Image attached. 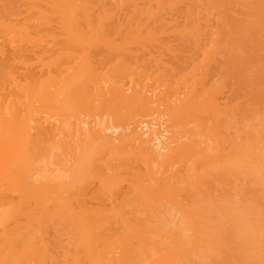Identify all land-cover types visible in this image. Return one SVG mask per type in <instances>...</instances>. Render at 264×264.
Here are the masks:
<instances>
[{
  "label": "bare ground",
  "instance_id": "bare-ground-1",
  "mask_svg": "<svg viewBox=\"0 0 264 264\" xmlns=\"http://www.w3.org/2000/svg\"><path fill=\"white\" fill-rule=\"evenodd\" d=\"M193 77L226 85L198 94ZM0 90L16 95L10 112L0 99V181L16 196L2 204L0 264H264V0H0ZM151 120L157 132H139ZM51 157L59 178L39 174ZM48 226L59 260L31 234Z\"/></svg>",
  "mask_w": 264,
  "mask_h": 264
},
{
  "label": "rangeland",
  "instance_id": "rangeland-1",
  "mask_svg": "<svg viewBox=\"0 0 264 264\" xmlns=\"http://www.w3.org/2000/svg\"><path fill=\"white\" fill-rule=\"evenodd\" d=\"M89 47H90V46H89ZM89 47H87V49H88ZM92 47H93V46H91V48H92ZM94 47H95V46H94ZM6 48H8V47H6ZM72 48H73V50H74V48H76V47H72ZM72 48H71V49H72ZM97 48H98V47H97ZM97 48H94V49H97ZM68 49H70V48H68ZM85 49H86V48H85ZM92 49H93V48H92ZM94 49H93V50H94ZM9 50H10V49H9ZM64 50H65V49H64ZM66 50H67V49H66ZM73 50H67V51H68V52H69V51H72V53L74 54V51H73ZM77 50H78V48H77ZM88 50H90V49H88ZM93 50H92L91 52H94V51H95V50H94V51H93ZM98 50H100V48H99ZM85 51H86V50H85ZM102 51H104V49H103ZM102 51H101V53H102ZM27 52H30V49H29ZM68 52H67V53H68ZM82 52H83V51H82ZM87 52H88V51H87ZM89 52H90V51H89ZM95 52H96V51H95ZM106 52H107V51H106ZM72 53L70 52L69 54H72ZM99 53H100V51H99ZM103 53H104L105 55H107L105 52H103ZM103 53H102V54H103ZM29 54H30V53H29ZM31 54H32V53H31ZM75 54L80 55L81 53L78 54V52L76 53V51H75ZM75 54H74V55H75ZM82 54H83V53H82ZM84 54H85V53H84ZM86 54H88V53H86ZM93 54H95V53H93ZM96 54H98V53H96ZM31 56H32V55H31ZM85 56H86V55H85ZM87 56H90V54L87 55ZM93 56H94V55H92V58H93ZM98 56H99V57H98ZM98 56H97V57H98V59H99L101 55H98ZM69 57H72L71 60H76V59H77V58L74 59L75 56H74V58H73L72 55L69 56ZM86 58H87V57H86ZM89 58H90V57H89ZM94 58H95V56H94ZM67 59H70V58L67 57ZM67 59H66V60H67ZM78 59L80 60V58H78ZM87 59H88V58H87ZM96 59H97V58H95V59H93V60H96ZM102 60H103V59H102ZM108 60H109V59H108ZM31 61H32V60H31ZM96 61H97V60H96ZM98 61H99V60H98ZM98 61L96 62V64H98ZM106 61H107V60H106ZM32 62H33V61H32ZM68 62H71V64H69L70 66L73 65V64H72L73 61H68ZM76 62H77V61H76ZM100 62H101V65H102V63H103L104 61H103V62L100 61ZM107 62H109V61H107ZM107 62H105V64H107ZM16 64L18 65V63H16ZM74 64H75V61H74ZM96 64H95V65H96ZM99 64H100V63H99ZM105 64H103V65H105ZM17 65H16V66H17ZM20 65H21V64H20ZM32 65L35 66V62H34ZM36 65H37V64H36ZM69 65H68V63H67V66H69ZM92 65H93V64H92ZM107 65H108V64H107ZM107 65H106V66H107ZM16 66H15V67H16ZM18 66H19V65H18ZM37 66H38V65H37ZM39 66H40V65H39ZM39 66H38V67H39ZM96 66H98V65H96ZM99 66H100V65H99ZM99 66H98V67H99ZM213 66H215V65H213ZM13 67H14V64H13ZM15 67H14V70H13V71H15V69H16ZM19 67H21V66H19ZM22 67H23V64H22ZM22 67H21V68H18V69L21 70ZM24 67H26V66L24 65ZM31 67H33V66H31ZM94 67H95V66H94ZM101 67H103V69H101V70H103V71H105V70L107 69V67H106V69L104 68V66H101ZM101 67H99V68H101ZM29 68H30V66H28V68H25V69H23V70H25V72H26V71H28ZM34 68H35V67H34ZM40 68H41V67H40ZM40 68L37 69V71H38L37 73L35 72L37 75H38L39 73H40L39 75H41V72H40L41 70H40ZM52 68L55 69L54 67H52ZM52 68H51V69H52ZM18 69H16V71H17ZM35 69H36V68H35ZM49 69H50V68H49ZM104 69H105V70H104ZM32 70H33V69H32ZM39 70H40V71H39ZM45 70L47 71L46 68H45ZM30 71H31V70H30ZM30 71H29V73H27V74H26L24 71H23L24 73H23V72H20V75H18V76L16 75V74H18V71H17L16 74L14 73L15 75H14L13 73H12V74H13L14 76H17L18 78H20L19 81H24V77H23V80H21L22 77H19V76H24L25 74L28 76V74H31ZM33 71H34V70H33ZM35 71H36V70H35ZM49 71H50V70H49ZM51 71H52V70H51ZM210 71H212V70H210ZM43 72H44V71H43ZM54 72H55V71H54ZM21 73L24 74V75H22ZM35 73H34V74H35ZM36 74H35V75H36ZM32 75H33V74H32ZM35 75H34L35 78L38 77V76H35ZM17 77H16V78H17ZM5 78H6V77H4V80H5ZM8 78H9V77H8ZM35 78H34V80H36ZM42 78H44V77H42ZM48 78H49V77H48ZM84 78H85V77H84ZM86 78H87V77H86ZM96 78H98V77H96ZM99 78H100V77H99ZM102 78H103V77H102ZM102 78L100 79L101 81H102L103 79H105V77H104L103 79H102ZM110 78H111V77H110ZM129 78H130V77H129ZM129 78H128V80H127V79L125 80V81H128V82H126V83H131L130 80H132V79H131L132 77L130 78V80H129ZM154 78H156V77H154ZM160 78H161V77H160ZM167 78H169L170 81H168ZM185 78H186V79H188V78H189V79H192L191 77H166V78H162V79H163L162 81H164V79H166L165 81L170 82V85L174 84V86H173V85H172V86L175 88V87H177V84H176V83H179L178 80H179V79H183V80H184ZM194 78H196L197 80H199V82H194V81H193V85H192V87L194 86V88H196V91H197L198 94H199V93H200V94L203 93L204 90H206V89H207V90L210 89V87H211L212 85H215V86L220 87V86L218 85V82H219V84H221V81H222V77H193V79H194ZM6 79H7V78H6ZM44 79H45V78H44ZM87 79H88V78H87ZM87 79H86V80H87ZM92 79H93V78H92ZM106 79H107V81L110 80V79H108V77H106ZM112 79H113V78H112ZM112 79H111V80H112ZM151 79H153V77H151ZM158 79H159V78H158ZM186 79H185V80H186ZM189 79H188V82H189ZM37 80H38V78H37ZM40 80H42V79H39V81H40ZM90 80H91V79H90ZM95 80L97 81V80H99V79H95ZM100 80H99V81H100ZM133 80L135 81V79H133ZM146 80H149V81H147L148 83H149V82H152V80H150V79H148V78H146ZM146 80H144V81H146ZM153 80H157V79H153ZM185 80H184V81H185ZM194 80H195V79H194ZM197 80H196V81H197ZM200 80H201V81H200ZM218 80H219V81H218ZM223 80L226 81V77H225ZM8 81H9V79H8ZM87 81H88V80H87ZM125 81H124V82H125ZM144 81H143V82H144ZM160 81H161V80L159 79L158 83H162V82H160ZM186 81H187V80H186ZM217 81H218V82H217ZM4 82L6 83L7 81H3V83H4ZM84 82H85V81H84ZM88 82L90 83V81H88ZM94 82H95V81H94ZM136 82H137V80L134 82V84H135ZM141 82H142V81H141ZM143 82H142V83H143ZM167 82H163V83L165 84V83H167ZM188 82H186V83L188 84ZM5 83H4V84H5ZM7 83H8V82H7ZM9 83H12V82H9ZM36 83H37V82H36ZM82 83H83V80H82ZM85 83H86V82H85ZM85 83H84V86H85ZM95 83H96V82H95ZM99 83H100V82H99ZM102 83H103V82H101V84H102ZM106 83H107V82H106ZM137 83H138V82H137ZM148 83H147V86L149 85ZM156 83H157L156 81H153V83H150V85L152 84V86L149 85V88H146V89H150V88L153 87V85L156 84ZM163 83H162V84H163ZM171 83H172V84H171ZM190 83H191V81H190ZM197 83H198V87L196 86ZM201 83H202V84H201ZM96 84H97V83H96ZM109 84H110L109 82H108V84H105V85H104V83H103V85H102V86L100 85L98 88L101 89L102 87L106 86V89H107V88H108L107 85L110 86ZM124 84H125V83H124ZM138 84H139V83H138ZM164 84H163L162 87H161L160 85H158V84H157L156 86H160V89H161V90H164V89H165V86H166V85H169L168 83H167L166 85H164ZM180 84H183L182 86H184L185 83H182L181 80H180ZM180 84H179L178 86H181ZM216 84H217V85H216ZM224 84L226 85V82L224 83V81H223V84H221V86L224 85ZM9 85H10V84H9ZM91 85H92V84H91ZM98 85H99V84H98ZM130 85L132 86V83H131ZM130 85H129V86H130ZM145 85H146V84H145ZM145 85H144V86H145ZM188 85L191 86V84H188ZM82 86H83V85H82ZM84 86H83V90H84ZM89 86H90V85H89ZM123 86H124V85H123ZM129 86L126 85V88H124V87H123V88H124V89H129V90H130V88H131V90H132V88H133V87L135 88V87L137 86V84H136V86H132V87L130 86V88H128ZM139 86H140V85H138V88H139ZM141 86H143V84H141ZM147 86H146V87H147ZM154 86H155V85H154ZM195 86H196V87H195ZM10 87H11V86H10ZM12 87H13V86H12ZM12 87H11V88H12ZM90 87H91L90 89H92V92L89 91V90H90L89 88H88L89 90L86 88V89L89 91V93H90V94H89V93H86V94H89V95L93 94V88H92V86H90ZM93 87H94V89H95L94 92H97V91L99 90V89L95 88L94 84H93ZM96 87H97V86H96ZM100 87H101V88H100ZM166 87H168V86H166ZM223 87H225V86H223ZM4 88H5V89H4ZM4 88H3V90L7 91L8 86H7V87H4ZM11 88H10V90H13V89H11ZM13 88H14V87H13ZM136 88H137V87H136ZM154 88H155V90L157 89L156 87H154ZM169 88H170V86H169ZM171 88H172V87H171ZM179 88H180V87H179ZM181 88H182V91L179 92L180 95H181V93H182L183 91L186 90L185 86H184V89H185V90H183V87H181ZM181 88H180V89H181ZM225 88H226V87H225ZM14 89H15V88H14ZM86 89H85V90H86ZM96 89H97V90H96ZM103 89H105V88H103ZM106 89L103 90V91H104V95H103V97H104V96H107L106 93H105V91H107L108 89H107V90H106ZM143 89H145V88L143 87ZM146 89H145V92L148 91V90H146ZM175 89H176V88H175ZM180 89H179V91H180ZM3 90H0V91H3ZM15 90H16V89H15ZM15 90H14V92H15ZM85 90H84V91H85ZM129 90H128V91H129ZM131 90H130L129 92H126V93L129 94V93L131 92ZM152 90H154V89H152ZM155 90H154V91H155ZM170 90H171V91H174V92L176 91V90H174L173 88L170 89ZM193 90H194V89H193ZM220 90H221V88H219V90H216V91H218V92L215 93V94H217V95L215 96V97H216V101H217V102L215 101V104L217 105V103H218L219 107L225 105V103H224L225 97H221V93H222V92L220 93ZM5 91H3V92H5ZM17 91H18V90H17ZM103 91H102V89H101L100 92H103ZM126 91H127V90H126ZM154 91H153V92H154ZM157 91H159V90H156L155 92L157 93ZM171 91L169 92V93H170V96H171ZM177 91H178V90H177ZM196 91H195V93H196ZM223 91H224V90H223ZM3 92H2V93H3ZM9 92H10V91H9ZM14 92H13V93H14ZM80 92H81V89H80ZM107 92H108V91H107ZM155 92H154V93H155ZM186 92H187V91H186ZM2 93L0 94V95H1V96H0V99H1V100H4V102L1 101V103H5V102L7 103V101H9L8 104H7V106L10 105V102H11V99H12V98H13V99H16V98H15V96H16L15 94H12V93H11L12 95H11V94L8 95V93H7V94H2ZM17 93H18V92H17ZM149 93H150V92H149ZM154 93H153L152 96H154ZM177 93H178V92L175 93V94H176V97L179 98V94L177 95ZM197 93H196V94H197ZM224 93H225V91H224ZM95 94H96V93H95ZM97 94H99V91H98ZM107 94H108V93H107ZM147 94H148V93H147ZM175 94L173 93L172 95L174 96ZM89 95H88V96H89ZM99 95H100V94H99ZM184 95H185V94H184ZM184 95H183V93H182V96H184ZM19 96H21L20 92H19ZM19 96H17V98H21V97H22V96H21V97H19ZM82 96H83V95H82ZM86 96H87V95H86ZM86 96H84V98H86ZM100 96H101V95H100ZM182 96H180V99H181ZM223 96H225V95L223 94ZM90 97H91V98H92V97H95V95L93 94V95L90 96ZM96 97H97V95H96ZM96 97H95V100H96ZM101 97H102V96H101ZM101 97H100V98H101ZM107 97H108V96H107ZM171 97H172V96H171ZM174 97H175V96H174ZM23 98H24V97H23ZM153 98H154V97H153ZM172 98H173V97H172ZM223 98H224V100H223ZM13 99H12V100H13ZM86 99H88V97H87ZM92 99H93V98H92ZM101 99H102V98H101ZM20 100H22V98H21ZM24 100H25V98H24ZM98 100H100L99 97H98ZM98 100H96V101H98ZM171 100H172V99H170V101H171ZM96 101H95V102H96ZM174 101H175V102H174ZM177 101H179V100L177 99ZM177 101H176V99H173V101L170 102V103L172 104V103L174 102L173 104H175ZM13 102H14V100H13L11 103L13 104ZM15 102H16V100H15ZM90 102L92 103V102H94V100H92V101H90ZM95 102H94V105H95ZM223 103H224V105H223ZM16 104H17V102H16ZM16 104H15V105H16ZM19 104H20V103H19ZM19 104H17V105H19ZM92 104H93V103H92ZM98 104H99V103H98ZM17 105H16V106H17ZM20 105H21V104H20ZM96 105H97V104H96ZM218 105H217V106H218ZM2 106H3V105H2ZM4 106H5V105H4ZM5 107H6V106H5ZM11 107H14V105L11 106ZM11 107L8 106V108H6V109H8V111H9V108L11 109ZM20 107H23V106H19V109H20ZM94 107H95V106H94ZM3 108H4V107H3ZM17 108H18V107H17ZM223 108H224V107H223ZM223 108H221V109H223ZM6 109L4 108V110H6ZM221 109H218L220 113H221V112H225V110H224L225 108L223 109L224 111L221 110ZM216 110H217V109H216ZM11 111H12V110H11ZM9 112H10V111H9ZM12 113H13V112H12ZM15 113H16V112H15ZM204 113H205V112H204ZM217 113H218V112H217ZM220 113H218L217 116H214L213 114H212V115H211V114L209 115V114L205 113V114H203V115H205V116H203V117L206 118L205 120H206L207 122H209V125H210V123H213L214 125H216V126H217V127L223 132V131H226V129L222 130V127L225 126V123H223V120H224L225 118L223 119V117H222V115H221ZM5 114H6V112H5ZM83 114H84V113H83ZM219 114H220V115H219ZM6 115L8 116V114H6ZM11 115H12V114H11ZM85 115H86V114H85ZM90 115H91V114H90ZM9 116H10V115H9ZM86 116H87V115H86ZM93 116H94V115H92V117H93ZM223 116H224V113H223ZM92 117H91V118H92ZM95 117H96V118H95ZM224 117H225V116H224ZM53 118H54V117H52V121H53ZM55 118H57V117H55ZM80 118L83 120V122H85V121H84V118L86 119V117H84V116L82 115ZM97 118H98V116H94V119H97ZM105 118H106V117H105ZM161 118H162V117H161ZM161 118H159V120H158L160 124L164 121V119L161 120ZM164 118H165V117H164ZM62 119H64V118H62ZM81 119H80V120H81ZM87 119H89V118L87 117ZM98 119H99V118H98ZM98 119H97V120H98ZM203 119H204V118H203ZM56 120H57V119H56ZM92 120H93V118L91 119V121H92ZM50 121H51V120H50ZM86 121H87V120H86ZM98 121H99V120H98ZM151 121H152V122H151V123H152L151 126L153 127V125H155V123H154L153 120H151ZM160 121H161V122H160ZM56 122H58V121H54L53 123L56 124ZM204 122H205V121H204ZM207 122H206V123H207ZM224 122H225V121H224ZM89 123H90V122H89ZM92 123H93V121H92ZM92 123H91V124H92ZM95 123H96V122H95ZM138 123H139V122H138ZM153 123H154V124H153ZM157 123H158V122H157ZM157 123H156V124H157ZM164 123L166 124V122H164ZM188 123H189V122H188ZM57 124H58V123H57ZM81 124H82V121H81ZM87 124H88V121H87ZM91 124H90V125H91ZM93 124H94V123H93ZM147 124H148V123H147ZM165 124H162L161 126L158 125V126H160L159 129L162 130V128H163L162 126L165 125ZM194 124H195V123H194ZM194 124H190V125H191V128H192V127L197 128V127L195 126L196 124H195V125H194ZM213 124H212V125H213ZM223 124H224V126H223ZM83 125H86V124L84 123ZM139 125H141V126H139ZM149 125H150V123H149ZM188 125H189V124H188ZM188 125H186V127H187ZM192 125H194V126H192ZM209 125H208V126H209ZM88 126H89V124H88ZM138 126H139V127H138ZM138 126H137V127H138L137 129L139 130V132H142V133H147V132H148V134H149V132H151V131H148V130H152V133H153L154 131L158 130V129H157V128H158L157 125H155L156 127H153V128H152V127L147 126V125L145 126V124H142V122H141V124H138ZM86 127H87V125H86ZM102 127H103V125H102ZM179 127H180V126H179ZM179 127H178V128H179ZM198 127H199V126H198ZM84 128H85V126H84ZM147 128H149V129H147ZM154 128H155L156 130H155ZM195 128H194V129H195ZM224 128H225V127H224ZM180 129H181V127H180ZM187 129H188V128H187ZM198 129H200V128H198ZM198 129H197V130H198ZM201 129H202V128H201ZM108 130H109V131H108ZM145 130H146V131H145ZM178 130H179V129H178ZM182 130H183V128H182ZM195 130H196V129H195ZM197 130H196V131H197ZM144 131H145V132H144ZM179 131H180V130H179ZM193 131H194V130H193ZM106 132H107V133H111V134H112V132H113L112 137H113V135L115 134V133H114V132H115L114 129L112 130L111 127H110V129H107ZM156 132H157V131H156ZM156 132H155V133H156ZM158 132H159V131H158ZM177 132H178V131H177ZM182 132H184V131H182ZM197 132H199V131H197ZM199 133H200V132H199ZM223 133H224V132H223ZM111 134H110V135H111ZM153 134H154V133H153ZM166 134H168V133H165V136H166ZM107 135H108V134H107ZM115 135H117V131H116V134H115ZM115 135H114V136H115ZM157 135H158V134H157ZM159 135H160V134H159ZM186 135H187V134H186ZM223 135H224V137H225V134H223ZM179 136H180V135H179ZM189 136H192V135H189ZM195 136H196V135H195ZM195 136L192 137L191 140H192V139H193L194 141L197 140V139H196L197 137H195ZM221 136H222V135H221ZM115 137H116V136H115ZM154 137H156V134L154 135ZM166 137H167V139H168V141H169V137H168V136H166ZM199 137H200V136H199ZM164 138H165V137H163L162 139H164ZM220 138H221V137H219V141H221ZM222 138H223V136H222ZM187 140H189V137H188ZM199 140H200V139H199ZM199 140H197L198 143H199ZM162 141H165V139H164V140H161L160 142H162ZM166 141H167V140H166ZM166 141H165V142H166ZM163 143H164V142H163ZM174 143L176 144V142H174ZM195 143H196V142H195ZM195 143H194V144H195ZM198 143H196V144H198ZM221 143H222V141H221ZM221 143H218V144H221ZM172 144H173V143H172ZM200 144H201V145H199V146H202V143H201V142H200ZM203 144H204V143H203ZM209 144H210V140H209ZM209 144H208V145H209ZM160 145H161V146H162V145H165V143H164V144H161V143H160ZM208 145H207V146H208ZM210 145H211V144H210ZM170 146H172V145L170 144ZM173 146H174V144H173ZM196 147H197V146H196ZM221 147H222V146H221ZM197 148H198V147H197ZM200 148H201V147H200ZM205 150H206V149H205ZM208 150H209V149H208ZM218 151L220 152V148H218ZM164 154H165V153H164ZM48 159H49V160L46 161V162H41V163H42L41 165H43V167H42V169H41V171H40L39 174H40V175H45V176L48 177V178H53V177L59 178V176L63 173V170H62L63 167H62V165L59 164L58 161H57V159L54 158V157H51V158H48ZM39 164H40V162H39ZM175 166H176V165H175ZM178 166H179V164H178ZM184 167H185V166H183V169H184ZM172 169L175 170L174 167H173ZM176 169H178V168L176 167ZM178 170H179V169H178ZM182 171H183V170H182ZM179 172H180V171H179ZM209 175H210V174H209ZM209 175H208V176H209ZM215 175H216V174H215ZM208 176H207V177H208ZM207 177H206V178H207ZM211 177H212V175H211L210 178H208V179H212ZM214 177H215V176H213V178H214ZM216 178H218V181H215V180H217V179H215V178H214L213 180H209V181H210V185L213 183L212 185L215 186L214 184H215L216 182H217V183H220V182H219V178H220L219 173L217 174V177H216ZM183 179H184L183 177L179 176V178H177L176 181H178V180H179V181H180V180L182 181ZM187 179H188V178H187ZM190 179H191V178H190ZM208 179H206V180H208ZM221 179H222V178H221ZM89 180H92V181H93V179H89ZM94 180H95V179H94ZM184 180H185L184 182H186V179H184ZM191 180H192V179H191ZM193 180H194V179H193ZM204 180H205V179H204ZM55 181H57V180H55ZM92 181H91V182H90V181H87V182H90V183H87V182H86V184H88V185H87L85 188L88 187V188L94 190L95 186H96V187L98 186L95 182H92ZM179 181H178V182H179ZM188 181H189V180H188ZM200 181H203V180H200ZM211 181H213V182H211ZM96 182H97V181H96ZM178 182H176L175 185H178V184H179ZM193 182H194V181H193ZM193 182L191 181V182H189V183H193ZM206 182H208V181H206ZM222 182H223V181H222ZM222 182H221V183H222ZM97 183H98V182H97ZM181 183H182V182H181ZM203 183H204V182H203ZM186 184H187V182H186ZM179 185H180V184H179ZM182 185H183V183H182ZM184 185H185V184H184ZM184 185H183V186H184ZM218 185H219V184H218ZM199 186H200V189L203 188V187H201L202 184L199 185ZM207 186L209 187L208 183H207ZM216 186H217V184H216ZM221 186H224V185L222 184ZM190 187H191V186H190ZM190 187H189V188H190ZM7 188H8V183H7L6 181H0V214L4 212V206H5L6 203H5V204H3V203H4V202H8V203H9V200H8V199H10L9 197H12V196H13L12 194H15V192H14V193H13V192L8 193L9 195L6 194L7 192L5 193V190H6V191H9V190H7ZM211 188H212V187H211ZM217 188H220V186H219V187L217 186ZM186 189H188V188H186ZM200 189H199V190H200ZM204 190H206V189H204ZM208 190H209V189H208ZM208 190H207V191H208ZM214 190H216V188H215ZM214 190L212 189V192L215 194ZM87 191H88V189H87ZM89 191L91 192V190H89ZM189 191H190V190H189ZM200 191H201V190H200ZM217 191H218V190H217ZM217 191H216V192H217ZM219 191L221 192V190H219ZM219 191H218V192H219ZM9 192H10V191H9ZM212 192H211V193H212ZM220 192H219V193H220ZM208 193H209V191H208ZM208 193H207V194H208ZM213 193H212V196L214 197V194H213ZM217 194H218V193H217ZM217 194H215V196H218ZM220 194H221V193H220ZM220 194H219V195H220ZM10 195H11V196H10ZM204 195H205V194H204ZM209 195L211 196V194H209ZM14 196H15V195H14ZM14 196H13V197H14ZM13 197H12V199H13ZM15 197H16V196H15ZM17 197H18V196H17ZM203 197H205V196H203ZM206 197H207V196H206ZM12 199H11V200H12ZM14 199H15V198H14ZM16 200H17V198H16ZM13 201H15V200H13ZM13 201H10V202H13ZM2 204H3L4 206H3ZM8 205H9V204H8ZM22 220H23V219H22ZM3 221H4V220H3ZM5 221H6V220H5ZM5 221H4V223H5ZM9 221H10V220H9ZM9 221H8V222H9ZM8 222H7V223H8ZM11 222H12V221H11ZM4 223L2 222V225H3V226L5 225L6 228H8L9 226H11V225H10V222H9V225H8V226L6 225L7 223H6V224H4ZM0 224H1V222H0ZM12 225H13V224H12ZM0 226H1V225H0ZM3 226H2V227H3ZM5 226H4V227H5ZM42 226H44V225H42ZM2 227H1V229H0V234L2 233V231H1V230H2ZM4 227H3V228H4ZM44 227H45V226H44ZM6 228H5V229H6ZM9 228H10V227H9ZM36 228H37V229L39 228V230H41L40 227H36ZM42 228H43V227H42ZM12 229H13V226H12ZM12 229H10V230H12ZM43 229H44V228H43ZM8 230H9V229H7V231H8ZM10 230H9V232H10ZM39 230H38V231H39ZM36 231H37V230H36ZM38 231L35 232V233H34V231H32L33 233H31V232H30V233H31V234H34V236L36 237V241H37L38 243L41 244V245L39 244V246H41V247H43V246H42L43 243L39 242V241H41L39 238H41L42 235H45V236H44V238H45L44 241H47V242L52 246V248H53V253L55 254V256L57 257V259L59 260V259L61 258V249H60V244H59V242L57 241V238H56V236H55V234H54L53 228H52L51 226L46 227V229H45L46 233H45L44 230H41V231H43L45 234H42V233H40L41 231H40V232H38ZM4 232H5V231H4ZM6 234H7V232H6ZM3 235H4V234H2V238H3ZM31 237H33V236H31ZM0 238H1V237H0ZM42 238H43V237H42ZM31 239H32V238H31ZM34 239H35V238H34ZM30 241L35 242V241H33V240H30ZM28 242H29V241H28ZM42 242H43V241H42ZM0 243H1V242H0ZM38 243H35V245H37ZM48 243H47V244H48ZM2 244H3V241H2ZM0 245H1V244H0ZM37 246H38V245H37ZM7 247H8V246L6 245V247H4V248H7ZM0 248H1V246H0ZM4 248H3V249H4ZM3 249H2V251H3ZM7 249H8V248H7ZM7 249H6V250H7ZM0 250H1V249H0ZM2 251H0V252H1V253H4V252H2ZM5 252H6V251H5ZM48 262H49V261H48ZM45 264H46V263H45ZM48 264H49V263H48Z\"/></svg>",
  "mask_w": 264,
  "mask_h": 264
}]
</instances>
